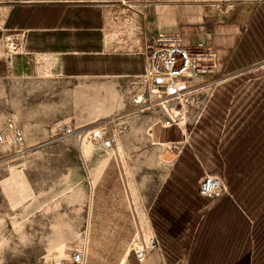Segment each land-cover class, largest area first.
<instances>
[{
	"label": "rangeland",
	"instance_id": "374dc122",
	"mask_svg": "<svg viewBox=\"0 0 264 264\" xmlns=\"http://www.w3.org/2000/svg\"><path fill=\"white\" fill-rule=\"evenodd\" d=\"M261 8L264 0H0V130L12 122L24 135L21 147L0 144V264H69L75 251L85 264H137L133 249L154 240L166 264H222L184 256L196 235L229 234L195 224L209 210L199 200L215 202L198 196L205 175L257 220L245 234L249 257L236 260L258 261L264 197L248 201L246 179L259 173L264 184V67H253L264 58L229 73L214 66L217 36L239 32L225 64L242 36L251 41ZM159 34L179 37L206 68L181 96L158 99L141 78L144 44ZM95 130L113 153L97 149Z\"/></svg>",
	"mask_w": 264,
	"mask_h": 264
},
{
	"label": "built area",
	"instance_id": "2783aa9c",
	"mask_svg": "<svg viewBox=\"0 0 264 264\" xmlns=\"http://www.w3.org/2000/svg\"><path fill=\"white\" fill-rule=\"evenodd\" d=\"M144 74L141 76L150 95L161 97L181 96L187 90V84L206 72L200 66V57L192 56L188 46L179 37L159 34L151 41H147L143 48ZM264 67V61L254 64ZM95 142H100L102 148H110L112 140H101L99 134H94ZM9 143L20 146L24 142V135L15 123L8 122L0 130V144ZM198 196L209 200H219L226 194L223 181L217 176L205 175L198 181ZM157 252L160 256L158 264H165L160 255L158 243L154 240L150 245L137 246L133 249V257L137 264H150V256ZM69 264H85V255L81 251L72 252Z\"/></svg>",
	"mask_w": 264,
	"mask_h": 264
},
{
	"label": "trees",
	"instance_id": "16d2710c",
	"mask_svg": "<svg viewBox=\"0 0 264 264\" xmlns=\"http://www.w3.org/2000/svg\"><path fill=\"white\" fill-rule=\"evenodd\" d=\"M257 17H261L262 19H259L260 22L258 24H255L254 22ZM264 8L259 9L258 13L255 14L252 18V20L249 23V29L247 30L248 36H250L251 41L243 40V36L240 39L239 43L237 44L235 51L233 52L231 58L227 62L225 66V70L229 73L232 71H237L241 70L245 67H247L250 64H253L255 59H262L264 58ZM246 36V34H244ZM242 44V45H241ZM246 139V140H245ZM245 142L248 144L250 142L248 139L249 137H245ZM230 175L228 176V179L230 181ZM256 178L254 179L253 175L249 176L246 184V191L247 192H253L251 196L247 199L248 201L253 202L255 200L256 196H263L264 197V187H263V182L261 179V175L258 173V175L255 176ZM250 179V180H249ZM232 184V183H231ZM231 184H228V188L231 189ZM238 186L237 184H235ZM243 193V192H242ZM246 194V192L244 193ZM220 199L222 200H227L229 202L228 204H232L230 206H219L217 205L216 208L212 210L211 217L209 219V223H213V226H216V224H222L225 226L226 232L229 234H239L238 236L240 237L243 235L245 238V234L249 232V229H251V225L253 223H256L257 220L252 217V219H248L247 215L248 214L245 209L241 210L242 208L231 201L229 196H223ZM219 199V200H220ZM254 219V220H253ZM253 221V223H252ZM195 224H198V219L195 218ZM208 223V224H209ZM253 232V227L251 229ZM252 236V235H251ZM258 236L254 235V240H253V246L251 249V252L254 257L258 258V261H255L254 259V264H264V234L262 235V238H256ZM261 237V236H260ZM253 238V236H252ZM249 252H250V242L246 240L245 243V250H244V255L243 257H240L242 259L249 257Z\"/></svg>",
	"mask_w": 264,
	"mask_h": 264
},
{
	"label": "crops",
	"instance_id": "0c3cea01",
	"mask_svg": "<svg viewBox=\"0 0 264 264\" xmlns=\"http://www.w3.org/2000/svg\"><path fill=\"white\" fill-rule=\"evenodd\" d=\"M69 1H72V0H69ZM15 37H20L21 39L24 38V36L22 34L17 35ZM226 62H225V64H224V62L221 64V67L223 66L222 69H224ZM12 79L16 80L15 76ZM223 176H224L223 179L226 182V186H227L228 191L230 193L238 192L239 187L236 186L235 183L229 181L228 175H226V176L223 175ZM223 183H224V181H223ZM228 184H231V189L228 188ZM200 198L206 199V198H202V197H200ZM206 200L209 201V199H206ZM230 200L235 203L234 198H231ZM213 201H215V202H213L211 205V203H208L207 201H204L205 204H203L201 202V200H199V203L201 205H204V208L209 207V210L206 212V214L203 215V217L198 218V221H199L198 223L206 224V222L209 221L208 218L211 217L210 213H212V210L214 208H216L217 205H219V206H230V205H232V204L229 205L228 204L229 202H227V200L220 199V200H213ZM210 207H212V208H210ZM216 226L220 227L219 222H218V225L216 224ZM238 235L239 234L222 235V234H218V233L214 234L213 236L209 235V234L208 235L202 234L200 236L196 235L195 238L190 239V241L188 243V252H185L184 256H189V257L212 256V258L213 259L215 258L216 261H217L216 258L219 257V258H221L220 260H223L222 264L231 263L228 261L229 258H231V260H232L231 264H235V263L239 264L238 263L239 259L236 260V258L243 257L244 250H245V241L247 240V238L246 237L244 238L243 235H241L240 237ZM160 255L162 258H164L161 249H160ZM232 258H235V259H232ZM163 261L166 264L165 259H163Z\"/></svg>",
	"mask_w": 264,
	"mask_h": 264
},
{
	"label": "bare ground",
	"instance_id": "6f19581e",
	"mask_svg": "<svg viewBox=\"0 0 264 264\" xmlns=\"http://www.w3.org/2000/svg\"><path fill=\"white\" fill-rule=\"evenodd\" d=\"M253 8H254L253 5H250V6H246V7L241 8L239 10V12H238V16L236 17V20L235 21L238 24H244V23H246L247 20H248V18H249V16H250V14L252 13ZM238 38H239V32L238 31H235V30L232 31V32H230L229 34H224L223 33V34L217 36V40L218 41H217V46H216L217 52H216V57H215V66H214V69L215 70H218L220 68V66L223 63V61L233 51V49H234V47L236 45V42H237ZM162 104H164V102H162ZM89 107L91 108V110H89L90 112H96V111H99V109H100V108L97 109V107H94L92 104H89L88 108ZM92 123H95V122H92ZM69 132L70 131L65 132V134L66 133H69ZM94 133H97V131L95 130ZM102 141L104 142V140H102ZM96 147H97L98 150L101 151L102 154L105 153V152H106V155L107 154H110V153H113L112 150L109 149V148H102L101 145L99 144V142H97ZM82 149H83V153H84L86 159L89 161L90 160V154L94 150L93 145L90 142H87L85 140V142L82 145ZM108 159L109 158H105L103 161H100V163H103L104 164V162H106ZM171 164H172V161L169 162L168 167H170ZM148 234H144V236L148 237ZM145 243L147 245H150L152 242L150 244H148L147 242H145ZM146 264H149V263H146Z\"/></svg>",
	"mask_w": 264,
	"mask_h": 264
}]
</instances>
